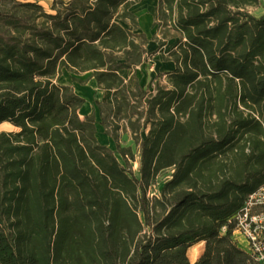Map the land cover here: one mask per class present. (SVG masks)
<instances>
[{
    "label": "trees",
    "instance_id": "1",
    "mask_svg": "<svg viewBox=\"0 0 264 264\" xmlns=\"http://www.w3.org/2000/svg\"><path fill=\"white\" fill-rule=\"evenodd\" d=\"M9 1H0V124L18 130L0 132V264H256L232 219L264 184L258 0H160L153 38L173 41L164 59L176 68L153 92L119 74L150 55L131 11L139 0H55L54 13ZM64 69L91 70L114 90L113 105L97 102L102 123L130 162L127 123L140 178L98 141L96 117H80L85 99L58 83Z\"/></svg>",
    "mask_w": 264,
    "mask_h": 264
},
{
    "label": "crops",
    "instance_id": "2",
    "mask_svg": "<svg viewBox=\"0 0 264 264\" xmlns=\"http://www.w3.org/2000/svg\"><path fill=\"white\" fill-rule=\"evenodd\" d=\"M141 1H143V4L139 5ZM159 4H160V0H139L131 6V11L137 16L138 19V23H139V28L137 30L138 32L145 33L147 35L148 25L154 23L155 27L157 26L155 12ZM138 6L139 8L145 6L146 14H138L135 11V7ZM250 11L256 16H260L264 14L263 8L259 6L250 8ZM123 24L126 26L125 23ZM157 31L154 33V35L157 33ZM154 35L152 37H149L147 35L148 38L150 39V42L148 44V51L150 53L148 60H146L144 63L136 67L122 68L119 70V74L124 78V80L127 83H130L133 87H135L136 84L139 83L144 89L149 90L151 92L155 91V86L158 80L162 83H166L167 74L176 68V64L173 60L164 59V55H167L169 53L168 50L164 51V48L169 43L164 47L160 48L158 41L153 38ZM151 44L157 45V49L152 51V52L156 51V55L155 54L153 55L152 52H150L149 50V46ZM153 58L154 59L156 58L155 60L157 61L155 66L151 65ZM92 73L93 72L91 70L80 73H74L67 69H64L62 75L58 79V83L73 87L75 93L85 99L83 106L79 109L80 117L86 118L87 116L94 115L96 117V129H97L96 136L98 141L102 145H106L112 150L116 151V156L119 161H120L119 155L123 158V160H125L122 154L117 151L118 148L117 141L112 137V135L106 132V128L102 123L101 110L97 104V102L99 101L104 104L113 105L114 90L102 88L99 85L97 79L92 75ZM149 128L150 126H148L146 129L142 131V136L144 138L147 137ZM120 145L122 147L131 148L134 154H135V148L139 147L136 141L134 140V138L132 137L130 128L127 127V123L125 121H122V128L120 130ZM203 244L204 242H199V245L204 246ZM238 245L244 250H246V245L244 242H241Z\"/></svg>",
    "mask_w": 264,
    "mask_h": 264
},
{
    "label": "built area",
    "instance_id": "3",
    "mask_svg": "<svg viewBox=\"0 0 264 264\" xmlns=\"http://www.w3.org/2000/svg\"><path fill=\"white\" fill-rule=\"evenodd\" d=\"M258 2L259 7L264 10V0ZM173 171L167 170L169 176L166 180L171 177ZM158 185L159 179L150 190L156 189ZM154 196L158 194L155 193ZM232 220L235 223L233 237L237 244L244 242L246 251L252 255L255 263L264 264V184L247 197Z\"/></svg>",
    "mask_w": 264,
    "mask_h": 264
},
{
    "label": "rangeland",
    "instance_id": "4",
    "mask_svg": "<svg viewBox=\"0 0 264 264\" xmlns=\"http://www.w3.org/2000/svg\"><path fill=\"white\" fill-rule=\"evenodd\" d=\"M1 1V6L3 7H12V3L9 0H0ZM19 2H35L40 4L45 11L50 12V13H54L55 11L52 9V4L55 0H18ZM143 1L140 2L139 5H142ZM141 7V6H140ZM135 11L138 14H146V7H142L139 8L135 7ZM30 13V12H29ZM148 30H147V35L149 37H152L154 35V33L158 30V27H155V24H150L148 25ZM173 43V41H170L169 44L164 48V51H169L171 44ZM157 49V45L156 44H151L149 46V50L150 52L154 51ZM152 54L156 55V51L152 52ZM152 56V55H151ZM156 59V58H155ZM153 58V61L151 62V65L155 66V64L157 63V61ZM18 130V128H16L14 125L9 124L7 122L0 124V132L1 131H16ZM139 147L135 148V158L133 160H131L130 162L123 160V158L119 155L120 157V161L122 163V165H124L130 172H132L136 177L140 178L141 174H140V168H141V154L139 152ZM167 176H169V173L167 171H165L164 173L161 174V176L159 177L160 180V185H158L156 187V189L154 190H150L149 191V197H154L155 193L156 194H160V189L164 183V181L166 180ZM149 227L145 226V231L148 232ZM204 245V244H203ZM204 249V246L199 245V243L193 245L189 250H188V256L191 260L192 263H194L197 258L202 254Z\"/></svg>",
    "mask_w": 264,
    "mask_h": 264
},
{
    "label": "bare ground",
    "instance_id": "5",
    "mask_svg": "<svg viewBox=\"0 0 264 264\" xmlns=\"http://www.w3.org/2000/svg\"><path fill=\"white\" fill-rule=\"evenodd\" d=\"M7 123H9V122H7ZM10 124V123H9Z\"/></svg>",
    "mask_w": 264,
    "mask_h": 264
}]
</instances>
